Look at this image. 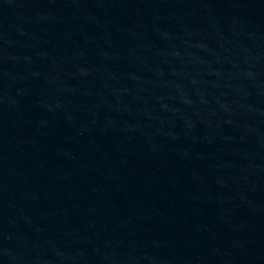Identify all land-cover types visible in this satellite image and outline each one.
<instances>
[{
	"label": "water",
	"instance_id": "1",
	"mask_svg": "<svg viewBox=\"0 0 264 264\" xmlns=\"http://www.w3.org/2000/svg\"><path fill=\"white\" fill-rule=\"evenodd\" d=\"M0 264H264V0H0Z\"/></svg>",
	"mask_w": 264,
	"mask_h": 264
}]
</instances>
